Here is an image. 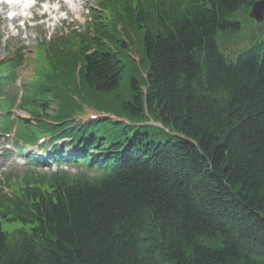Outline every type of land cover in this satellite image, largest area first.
I'll return each instance as SVG.
<instances>
[{
	"label": "trees",
	"instance_id": "trees-1",
	"mask_svg": "<svg viewBox=\"0 0 264 264\" xmlns=\"http://www.w3.org/2000/svg\"><path fill=\"white\" fill-rule=\"evenodd\" d=\"M256 1L108 0L111 19L54 48L24 135L70 139L99 176L0 194L21 226L0 222V264H264V27L226 48ZM81 103L122 122L77 123Z\"/></svg>",
	"mask_w": 264,
	"mask_h": 264
},
{
	"label": "rangeland",
	"instance_id": "rangeland-1",
	"mask_svg": "<svg viewBox=\"0 0 264 264\" xmlns=\"http://www.w3.org/2000/svg\"><path fill=\"white\" fill-rule=\"evenodd\" d=\"M262 1V0H261ZM98 0H94L95 5L97 4ZM238 19L240 20L242 24V32L240 35L237 36V38L233 39L231 44H229L226 48L229 50H238V48H241L243 45H247L249 42L254 41L262 31L264 27L263 24H257L254 20L250 18V12L249 13H241L238 16ZM81 24L85 22V19L80 20ZM7 28V22H1L0 21V36H1V45H0V61L3 58H6L10 56L12 52H14L20 45H24L27 48V51L24 52L25 54V60L23 63V66L21 68V71L19 73V81L16 86V90L20 89L19 83L21 82H30L33 75H34V68L37 66V60H36V43L38 40H44L47 37V33L49 32L47 29L43 27H37L33 29H27L26 31H23L21 34H19L17 37H11L7 35V33L4 31V29ZM71 31H73L72 26L67 27L66 29H62V31H57L52 35L53 37L61 36V34H70ZM71 36V35H70ZM27 38V39H26ZM243 46V47H244ZM242 47V48H243ZM133 51H135L133 49ZM138 62L140 61V58L138 56H134ZM120 98L122 99H128L129 97V90L128 85L125 84L121 88L120 92ZM111 96H102V101L100 103H105L104 106L110 105L111 106H117L116 104L119 103L118 99H115L113 101L110 100ZM120 100V99H119ZM54 109V107L52 106ZM87 111V110H86ZM95 111L90 109V111H87L84 113V115L80 118V121L87 122L90 117L95 116ZM104 113V112H103ZM106 115V114H105ZM108 114L107 116H109ZM18 116L22 117L23 120H28V116L22 113H19ZM125 117V116H123ZM114 121V120H111ZM147 126H155L159 127V125L149 122L146 123ZM9 144V150L7 151V156L2 157L1 153L5 151L4 146ZM18 148L12 143V139L9 141H4L2 137H0V180H3L1 177L4 174H9L12 172H19L20 174L24 175L26 172H28L29 167L26 165V161L20 157L18 154ZM18 162H22L24 165H18ZM56 168L52 170H47L48 172H52ZM44 171V170H37L36 172ZM44 171V172H47ZM16 180H20L15 178ZM20 228V225L16 224H3V229L9 231L11 234H15V232Z\"/></svg>",
	"mask_w": 264,
	"mask_h": 264
},
{
	"label": "water",
	"instance_id": "water-1",
	"mask_svg": "<svg viewBox=\"0 0 264 264\" xmlns=\"http://www.w3.org/2000/svg\"><path fill=\"white\" fill-rule=\"evenodd\" d=\"M250 18L254 19L258 23L264 22V0L257 1L253 4Z\"/></svg>",
	"mask_w": 264,
	"mask_h": 264
},
{
	"label": "snow or ice",
	"instance_id": "snow-or-ice-1",
	"mask_svg": "<svg viewBox=\"0 0 264 264\" xmlns=\"http://www.w3.org/2000/svg\"><path fill=\"white\" fill-rule=\"evenodd\" d=\"M6 3H19L20 0H5Z\"/></svg>",
	"mask_w": 264,
	"mask_h": 264
},
{
	"label": "bare ground",
	"instance_id": "bare-ground-1",
	"mask_svg": "<svg viewBox=\"0 0 264 264\" xmlns=\"http://www.w3.org/2000/svg\"><path fill=\"white\" fill-rule=\"evenodd\" d=\"M51 151H55L54 149H51Z\"/></svg>",
	"mask_w": 264,
	"mask_h": 264
}]
</instances>
